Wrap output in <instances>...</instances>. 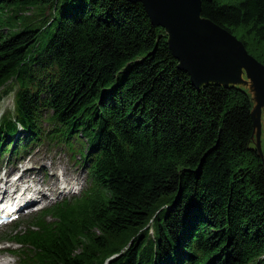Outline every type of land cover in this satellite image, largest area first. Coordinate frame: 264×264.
I'll list each match as a JSON object with an SVG mask.
<instances>
[{
    "label": "trees",
    "instance_id": "trees-1",
    "mask_svg": "<svg viewBox=\"0 0 264 264\" xmlns=\"http://www.w3.org/2000/svg\"><path fill=\"white\" fill-rule=\"evenodd\" d=\"M56 1L0 0V27L9 26L0 87L15 94L0 146L18 125L26 141L37 138L44 114L63 127L52 141L81 129L92 188L56 230L19 240L21 263L104 264L120 253L110 264H264V158L250 90L195 86L140 2L67 0L47 34L22 28L21 10ZM202 7L264 65V0Z\"/></svg>",
    "mask_w": 264,
    "mask_h": 264
},
{
    "label": "water",
    "instance_id": "water-1",
    "mask_svg": "<svg viewBox=\"0 0 264 264\" xmlns=\"http://www.w3.org/2000/svg\"><path fill=\"white\" fill-rule=\"evenodd\" d=\"M129 1L142 3L153 25L166 30L178 68L189 74L195 86L218 83L249 87L255 101L254 135L262 154L264 65L234 34L202 16L203 2L210 0Z\"/></svg>",
    "mask_w": 264,
    "mask_h": 264
},
{
    "label": "rangeland",
    "instance_id": "rangeland-1",
    "mask_svg": "<svg viewBox=\"0 0 264 264\" xmlns=\"http://www.w3.org/2000/svg\"><path fill=\"white\" fill-rule=\"evenodd\" d=\"M66 1L67 0H57L53 5L44 7L43 9L32 8V9H26L25 11L21 10V12L24 13V16H26L25 17L26 22H24V24H22L23 27L22 26L21 27L22 28L28 27L32 30L39 29V31H42L44 34H47V32H49V30L52 26V22L59 20L60 14L63 11V7H64ZM61 6H62V8H61ZM6 14L9 15V13H6ZM0 30H2V32L4 34H6L9 31V26H6L4 28L0 27ZM165 32H166V30H165ZM44 34H41V35L44 36ZM44 40H45V38H44ZM243 78H244V80H247V75L245 72L243 74ZM241 87L249 89L248 86H241ZM13 104H14V94L7 95L0 102V112L4 111L6 109H13ZM262 122H263V126H262V136H261V143H262V154H261V156L264 158V112L262 115ZM253 143L256 144V139L254 140ZM254 147L257 148V145ZM37 150L41 154H47L50 157H56V166L58 169H61V171H63L66 182H69L73 179L79 178V183H80V182H84L87 179V170L82 163L83 160H80V162H78L76 160H71L69 153L66 152L64 147H62V146L56 147L53 153H51L48 150L47 146L39 147ZM6 160H7V158L5 157V158L1 159V161H0L3 169L5 168ZM19 162H20V160H18L16 162L11 161L9 164L12 163L15 166H18L17 164H19ZM1 175H3V174H1ZM31 177H32V175H31ZM56 184H57V180H56V183L54 185V188H55ZM62 197H63V195H61L60 198H62ZM167 209H168V206L163 205V204L158 207V209L156 211V215L158 216L159 222L162 221ZM123 240L127 241L128 239L123 238ZM8 256L9 257H7V259H8L7 264H18L17 257H15L13 255L12 256L8 255ZM0 264H3V261H1Z\"/></svg>",
    "mask_w": 264,
    "mask_h": 264
},
{
    "label": "bare ground",
    "instance_id": "bare-ground-1",
    "mask_svg": "<svg viewBox=\"0 0 264 264\" xmlns=\"http://www.w3.org/2000/svg\"><path fill=\"white\" fill-rule=\"evenodd\" d=\"M46 71V75L48 76L50 72L52 71H57L55 68L53 69H50V68H45L44 69ZM57 74H55V77H56ZM51 109L55 112V107H51ZM41 112L36 109V112H35V117L33 118V123L34 122H37L38 121V118H40ZM44 118V123L45 125L48 127V131L47 130H44L41 132V134L37 137V138H33L32 140L30 141H26V137H25V134L24 133H15V139L18 140V141H21L23 143L26 144V151H25V155L27 158H30L32 157L35 152H37V147L47 139L48 135H49V132H50V136L53 135L52 132H58L60 130H63V127L60 126V125H57L56 123L54 122H49V115L48 114H44L43 116ZM55 137H57L58 139H56L55 141L57 143H72V142H82V144L84 145H87V137L84 135V133L82 132V130L80 129H77V128H73V129H67L66 132H60V133H57L55 135ZM61 140V142H60ZM62 146V145H61ZM63 147H68V146H63ZM82 147V146H81ZM71 149H74V148H71ZM84 149V147H83ZM89 154V153H88ZM42 157H44L43 155H41ZM93 155L90 154L89 157L86 159V162H92L94 161L93 159ZM8 186L7 183H2L1 186ZM154 221V218L151 220V223ZM153 232V229L151 231V227H150V233Z\"/></svg>",
    "mask_w": 264,
    "mask_h": 264
}]
</instances>
